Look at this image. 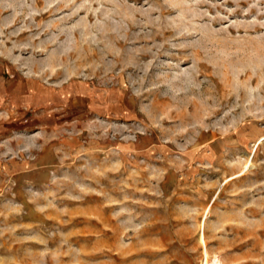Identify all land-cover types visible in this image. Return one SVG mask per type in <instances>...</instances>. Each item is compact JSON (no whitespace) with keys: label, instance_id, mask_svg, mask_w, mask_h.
<instances>
[{"label":"rangeland","instance_id":"1","mask_svg":"<svg viewBox=\"0 0 264 264\" xmlns=\"http://www.w3.org/2000/svg\"><path fill=\"white\" fill-rule=\"evenodd\" d=\"M0 264H264V0H0Z\"/></svg>","mask_w":264,"mask_h":264},{"label":"crops","instance_id":"2","mask_svg":"<svg viewBox=\"0 0 264 264\" xmlns=\"http://www.w3.org/2000/svg\"><path fill=\"white\" fill-rule=\"evenodd\" d=\"M45 87H40V88H38L37 90H35V91H32L31 93H30V96H34V99H35V101H36V105L38 106V105H42L43 107H46L47 105H50V99L52 98V95H51V97L49 98V100L46 98V96L44 95V94H42V92L46 89H44ZM53 99V98H52ZM51 99V100H52ZM56 99V98H55ZM58 101H60V100H57V102ZM52 102H54V100L52 101ZM58 104H60V102H58Z\"/></svg>","mask_w":264,"mask_h":264}]
</instances>
